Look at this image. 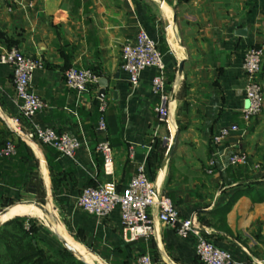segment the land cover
Segmentation results:
<instances>
[{
    "label": "crops",
    "instance_id": "obj_1",
    "mask_svg": "<svg viewBox=\"0 0 264 264\" xmlns=\"http://www.w3.org/2000/svg\"><path fill=\"white\" fill-rule=\"evenodd\" d=\"M240 28L246 31L239 33ZM141 29L156 42L165 63L164 122L155 112L162 102L152 90L155 69L146 68L132 86L120 67L122 44ZM11 47L41 60L32 75V89L47 108L32 120L24 118L14 96L12 67L0 63V142L13 140L17 148L14 156L0 159V205L14 193L34 194L30 183L41 182L45 196L55 198L64 222L58 223L50 212V201L43 208L36 202L16 203L0 212L1 221L53 217L54 229L89 264H136L140 253L164 264H202L194 237L178 236L174 227L155 218V211V233L125 240L117 209L97 217L77 206L83 187L113 180L122 190L143 164L158 189L170 195L180 218L207 217L203 236L229 249L236 264H264V202L241 194L224 211L238 189L264 180V169L228 164L235 150L244 151L252 163L264 157V115L243 117L247 101L242 69L246 50L262 47L257 78L264 100V0H0V53ZM71 66L106 78L104 97L98 96V82L84 92L66 87L63 73ZM101 100L106 104L105 136L112 148L110 173H105L95 150L101 137ZM32 123L74 135L81 147L68 158L52 147L25 142L18 131L29 130ZM233 123L238 131L218 145L222 155L208 173L212 136ZM173 138L172 153L163 165ZM213 212H225L224 226ZM41 229L56 247L53 236Z\"/></svg>",
    "mask_w": 264,
    "mask_h": 264
},
{
    "label": "built area",
    "instance_id": "obj_2",
    "mask_svg": "<svg viewBox=\"0 0 264 264\" xmlns=\"http://www.w3.org/2000/svg\"><path fill=\"white\" fill-rule=\"evenodd\" d=\"M27 6L32 7L28 1ZM263 60L262 47H250L246 50L242 62V69L246 82L244 97L247 106L243 108V117L250 120L254 116L264 115V100L262 85L258 81V74ZM0 63L12 67V86L14 96L19 101L22 116L28 120L47 108L46 102L32 89V75L34 70L41 67V60L26 56L18 48L11 47L0 53ZM120 67L127 73L128 81L132 86L138 84L142 72L146 68H154L156 73L152 79V90L160 96L161 104L155 107L160 122L167 121L168 110L165 105L167 99L164 94L166 83V69L163 55L156 42L145 30H139L133 40L125 41L121 46ZM66 87L76 92H84L95 84L98 76L89 68L71 66L64 73ZM100 116L97 129L100 138L95 150L103 160L105 173L112 168V148L105 132L106 104L103 100L98 105ZM238 131L233 123L221 127L212 136L213 152L208 160L207 172L212 173L217 159L222 155L218 145L231 133ZM25 142L35 141L57 150L62 156L73 158L81 147V140L67 132L37 123H32L29 130L19 132ZM16 143L13 140L0 142V159L12 157L16 154ZM228 164L241 166L250 171L264 169V157L261 161L252 163L249 156L242 150H235L228 155ZM77 206L87 214L97 217H108L115 209L119 211L121 233L125 240L149 238L155 233L154 220L151 212L155 211V218L168 226L174 227L180 237H194V250L196 257L202 264H236L229 249L217 246L213 241L202 234V228L196 225L194 215L180 218L179 211L174 202L146 174L144 165L138 166L135 174L131 176L126 186L119 190L115 181L107 180L94 185L83 187L76 198ZM136 264H164L154 259L149 253H140L136 257ZM258 263V262H257Z\"/></svg>",
    "mask_w": 264,
    "mask_h": 264
},
{
    "label": "trees",
    "instance_id": "obj_3",
    "mask_svg": "<svg viewBox=\"0 0 264 264\" xmlns=\"http://www.w3.org/2000/svg\"><path fill=\"white\" fill-rule=\"evenodd\" d=\"M241 194L249 196L253 202H264V180L238 189L227 201L224 211ZM224 213H212L220 226L225 224ZM41 228L36 220L26 216H15L3 222L0 225V264H86L65 247L61 249L48 243Z\"/></svg>",
    "mask_w": 264,
    "mask_h": 264
},
{
    "label": "rangeland",
    "instance_id": "obj_4",
    "mask_svg": "<svg viewBox=\"0 0 264 264\" xmlns=\"http://www.w3.org/2000/svg\"><path fill=\"white\" fill-rule=\"evenodd\" d=\"M31 188H33V190L35 191L34 194H31V192L28 193V190H26V193L23 192L24 194L14 193L11 196L7 197V199L4 200V203L0 205V212L3 211L4 209L16 204V203L36 202V203H39L43 206H47V204H48L47 201H50V204H49L50 212L53 211L56 214V219L58 220V223H60L62 225L64 222L63 214H62L58 204H56L55 198L53 199L51 194L50 195L48 194L47 196H45V193L42 189V183L41 182L38 183V182L34 181V182L30 183V186L28 189H31ZM166 195L169 196V198L171 199L169 194H166ZM26 217L36 220L37 223L39 225H41L42 228H44L43 230H45L46 234L53 236L52 240L55 241L57 248H61V249L64 248V246L60 240L58 231L56 229H54L53 220L55 221V219L53 217L51 218L50 216H47V215H44L42 217H40V216H26ZM194 217L196 218V225L199 226L200 228H202L203 225H208V223L210 222L209 219L207 217H204V216H202L203 218H201V219H199V217H197V216H194ZM78 244H80V243H78ZM255 264H259V263H255Z\"/></svg>",
    "mask_w": 264,
    "mask_h": 264
},
{
    "label": "water",
    "instance_id": "obj_5",
    "mask_svg": "<svg viewBox=\"0 0 264 264\" xmlns=\"http://www.w3.org/2000/svg\"><path fill=\"white\" fill-rule=\"evenodd\" d=\"M238 31H239V33H244L246 30H245L244 28H240ZM181 70H182V64H180L178 71L181 72ZM97 82H98V84H99V86H100L98 96H99L100 98H103V97H104V94H105V91H106V87L108 86V81H107V79L104 78V77H99L98 80H97ZM246 106H247V105H246ZM174 141H175V139L173 138L172 141H171V144H170V146H169V148H168V150H167L166 156H165V158H164L163 165L166 163V161L169 159V157H170V155H171V153H172L173 146H174ZM35 204H36L39 208H43V206H42L41 204H39V203H35ZM8 219H10V218H8ZM8 219H4L3 221H1V222H0V225H1L3 222H5L6 220H8ZM59 237H60V235H59ZM60 240H61L63 246H64L68 251H70L71 253H73L78 259L82 260L79 256L76 255V252H75L74 249L68 244V242H66V241H65L64 239H62L61 237H60ZM82 261H84V260H82ZM84 262H85V261H84ZM85 263H86V264H89V263H87V262H85Z\"/></svg>",
    "mask_w": 264,
    "mask_h": 264
},
{
    "label": "bare ground",
    "instance_id": "obj_6",
    "mask_svg": "<svg viewBox=\"0 0 264 264\" xmlns=\"http://www.w3.org/2000/svg\"><path fill=\"white\" fill-rule=\"evenodd\" d=\"M0 222H1V219H0ZM58 234L60 235V237L62 238V239H64L66 242H68L65 238H64V236L61 234V233H59L58 232ZM68 244L74 249V251L76 252V255L77 256H79L80 257V255H79V253H78V251L68 242ZM83 260V259H82Z\"/></svg>",
    "mask_w": 264,
    "mask_h": 264
}]
</instances>
